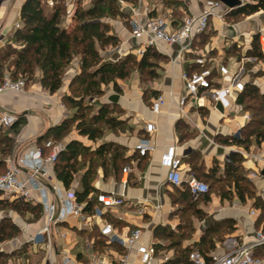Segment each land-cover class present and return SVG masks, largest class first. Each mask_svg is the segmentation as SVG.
<instances>
[{
	"label": "crops",
	"instance_id": "0c3cea01",
	"mask_svg": "<svg viewBox=\"0 0 264 264\" xmlns=\"http://www.w3.org/2000/svg\"><path fill=\"white\" fill-rule=\"evenodd\" d=\"M25 1L0 0V47L13 40L15 25L21 21L20 11ZM45 2L51 4L54 0H45ZM91 3L92 0H81V4L85 7L90 6ZM182 3L184 6L181 8L187 14L198 15L203 10V0H182ZM154 5L156 9L153 11V15L172 11L175 22L183 16L174 14L172 8L165 6L163 1H152L151 6ZM123 10L130 14L128 7H124ZM220 10L225 11V7ZM215 18L213 17L212 19ZM247 20L249 22H242L243 25L241 26L230 27L227 33L232 36L238 33L249 36V32H259L264 28V11L248 16ZM111 28L112 33L121 39L122 49L127 50L125 54L139 45L138 40L131 38L128 29V18L126 24L121 20L113 21ZM195 38L189 45L184 43L158 51L163 56V59L167 60V64L158 66L161 71L160 79L151 82V90H155L159 93L158 95L163 94L166 97L167 102L160 114L151 112L150 107L155 97L151 96L146 101L144 93L140 91L141 83L136 81L132 88H125L123 80L117 79L121 91L115 90L112 83L102 85L104 94L96 99L99 104L107 105L112 111L110 115L122 120L127 130L118 129L114 131L106 128L103 136L95 141L89 140L87 136H81L76 129L77 122L75 121H72L70 130L63 136L64 138L58 139L56 137L57 127L64 121L73 120L76 112V108L69 105L65 101V97L72 95L70 90L71 81L81 72L78 60H74L67 67L63 77V84L54 93H51L40 83L41 74L37 72L36 80L31 81L23 92H5L0 94L1 107L16 113L18 116L17 121L21 122L16 132L12 131L10 127L7 128L10 129L9 135L14 139V149L9 155L13 158L27 154L34 149L35 145L44 146L45 142L49 140L63 142L66 145L72 140H77L91 148L92 151L104 143H115L125 149L127 161L123 164L117 177L113 173L105 177L102 166L96 168L95 175L91 180V186L95 190L87 196L86 201L92 200L94 202L96 194L101 191H114L125 194L126 204L107 210L103 219H95L91 230L80 229L78 221L73 217H69L67 222L61 226L62 230L68 233L67 237L59 238L55 241L56 251L53 254L55 264H63L62 249L68 250L74 260L84 262L86 256L83 251L88 248V243H92L94 249L109 258H114L121 253L122 250L118 245L107 244L104 237L101 236L100 226L104 220L111 222L122 235L142 227L145 232L143 239L146 243L155 244L159 250L169 251L173 257L172 237L168 238L164 231L168 229L178 233V229L183 223L178 213L186 209L182 205L183 196L181 194L184 191V185L180 187L170 185L166 179L167 170L160 164L161 153L169 145H176L178 154L183 157V175L185 178L183 184H186L189 176L194 175L189 163L193 154L197 153L203 156L202 162L204 163L205 172L210 170V162L213 157L218 158L219 171L217 175L224 177L225 167L228 163L227 158L230 159L231 154L238 153L243 157L242 168L245 169L246 177L253 185L255 191V196H246L244 202L239 199L233 187L231 188V199L222 198L220 194L211 193H209L210 199L207 201L203 199L204 195H201L198 199L192 197L193 201H196V207L204 213V217L200 219L196 216H191L193 232L188 238L186 236L181 239L182 247L198 248L205 231L210 226L223 220L233 221L234 230L226 234L223 241L218 242L215 240V248L212 250L228 251L234 241H248L253 238L256 229H264L262 209L255 204L257 198L264 203V167L263 163L257 161L254 157L255 155L264 157V142L252 141L249 147L246 148L244 145L222 144L217 140L218 136L222 138L240 137L243 127L248 123L244 124L245 121L242 117L245 111L235 105L229 111L220 112L213 105H210L208 101L199 100L195 103L193 101L188 102L186 107L193 123L186 122L178 116L177 103L185 91L182 74L185 71L195 70L198 66L195 60L201 57L197 55L198 52L193 47ZM187 46L189 48L183 50ZM132 53L134 54L133 51ZM178 55H181V57L176 63H172V60ZM140 58L138 57V59ZM224 63L227 64V62ZM236 63L238 64V61ZM262 79L264 81V78L259 79L260 84ZM113 95L119 96L117 102L110 100ZM98 109L92 114H95ZM117 109L121 110V113H118ZM203 112L207 114L203 115ZM235 112H238V116L231 119L230 115H236ZM117 114L120 115L116 116ZM211 114H215L218 117L216 123L210 121ZM225 116L232 120L229 125L223 124ZM146 121H154L156 123L154 132L148 133L145 131ZM181 123L188 128L192 126L196 130L195 136L192 137L187 135L186 132H181ZM183 135L185 137L181 139ZM143 138L149 139L155 146V149L146 156H140L136 149V145ZM9 156L5 157V168ZM81 159L79 157V161ZM125 166L130 167L131 172L128 185L123 189L121 178L122 169ZM86 170V166L80 168L74 174L72 184L67 188L57 178L54 169L51 172L48 183L50 185H60L66 190H71L74 194L82 193L84 191L83 180ZM142 210L144 211L141 213ZM252 210L256 211L255 216L250 215ZM13 214L15 213L11 212L9 216H6L12 218ZM175 219L180 220V224L177 227L173 226ZM13 223L18 226L20 233L18 236L13 237L11 241L0 242V253L8 254L20 249L25 251L26 249L27 251L24 253L27 257L25 254L23 256L17 255L16 263L12 259H8L6 264H49L46 260L45 252L40 247H35L28 242V239L36 234L38 229L45 223L42 211L36 220L22 224L13 220ZM69 264L74 263L71 262Z\"/></svg>",
	"mask_w": 264,
	"mask_h": 264
},
{
	"label": "trees",
	"instance_id": "16d2710c",
	"mask_svg": "<svg viewBox=\"0 0 264 264\" xmlns=\"http://www.w3.org/2000/svg\"><path fill=\"white\" fill-rule=\"evenodd\" d=\"M124 1L132 4L137 2V0ZM162 1L169 8H175L177 5L184 6L180 0ZM58 2L52 6L51 10L48 9L45 0H26L23 3L20 11L21 27L15 29L11 42L0 47V83L3 81L5 73L8 72L13 79L25 78L28 85L31 81L36 80V73L40 72V83L51 93H54L61 88L67 67L74 60H78L81 72L71 81L72 95L65 97V101L76 108V112L73 120L64 121L57 127L56 137L61 139L65 136L70 130L72 121H75L77 122L78 133L95 141L103 136L106 128L114 131L124 129V122L118 117L111 116L112 111L105 104H100L95 114L86 113L87 109L90 108L85 105L86 98L96 99L102 96L104 94L103 84L112 83L115 90L121 91L117 79L124 80L129 76L130 63H133L141 72L155 77L158 59H163V56L155 49L147 48L138 60L126 58L117 63L103 62L100 48L103 49L106 45H118L119 43V37L110 31V25L104 19H114L116 16L124 18V20L128 18V13L121 9L119 0H92L88 7L83 6L81 0H77V6L70 18L71 21L66 26L62 25V2L61 0ZM260 11H264V0H245L242 6L228 10L224 17L235 18L239 16L243 18ZM259 35V32L253 34L251 46L247 49L246 56L264 61V54L259 44ZM240 60L241 55L237 56V61L240 62ZM195 69H200V67L197 66ZM260 76H264V70ZM151 92L153 97H157L159 94L155 90ZM144 98L146 99V92ZM237 104L243 111L251 113V120L243 127L240 137L222 138L218 136L217 140L222 144L244 145L246 148L252 141L264 142V91L258 85L247 82L245 90L238 95ZM20 124V121H16L10 129L16 132ZM9 130L5 133L0 127V167H3L2 172L5 170V157L9 156L14 148V139L9 135ZM184 137L183 135L181 139ZM124 150L122 146L115 143H104L92 151L91 148L81 142L72 140L59 156L55 166L56 176L68 188L74 180V174L86 166L87 170L83 180L84 191L76 193L79 201H86L87 196L95 190L91 186V180L95 175L96 168L102 166L105 177L111 173L117 177L123 164L127 161ZM197 156V153L193 154L189 163L192 172L198 179L199 176L210 178L214 180L215 184L227 181L243 202L246 200V196H255L253 185L246 174L241 171L243 157L240 154L230 155V162L226 164L224 177L217 175L218 163H215L208 172H205L203 162L195 163L194 160ZM79 157L82 158L81 161H79ZM183 185L184 191L181 194L183 202L187 204L185 206L186 211L191 212V216L202 219L204 213L196 207V201H191L193 196L188 185ZM214 185H211V188ZM211 188L209 186V193ZM231 188L226 191H221L222 188H220V196L231 199ZM209 193L203 196L205 201L210 199ZM86 202L88 209L94 205L92 200ZM255 204L262 209V216L264 217V203L257 198ZM0 206L9 207L10 210L19 213L30 212L35 218H38L41 213L40 207L18 200L0 199ZM224 222L228 224L229 228H232L231 231L234 230L233 221L224 220ZM191 225L182 223L178 233L168 229L164 231L168 238L172 237L171 246L174 248L173 257L164 264H190L188 253L191 248L182 247L181 239L185 237L186 229ZM220 225L221 222L210 226L203 234L198 246L203 253L206 254L215 248L216 238L214 236H216ZM19 233L20 229L9 217L4 216L0 219V242L16 237ZM20 250L9 256H23L24 252L27 251L26 249L25 251ZM2 256L4 253H0V257ZM6 262L5 260L1 264H6Z\"/></svg>",
	"mask_w": 264,
	"mask_h": 264
},
{
	"label": "built area",
	"instance_id": "2783aa9c",
	"mask_svg": "<svg viewBox=\"0 0 264 264\" xmlns=\"http://www.w3.org/2000/svg\"><path fill=\"white\" fill-rule=\"evenodd\" d=\"M67 5H72V0H65ZM151 0H137L135 4L119 0L121 9L128 7V29L132 39L138 40L139 45L132 50L137 57H142L147 48L161 51L174 45L189 43L198 35L204 33L213 17L223 19L224 13L220 9H229L220 0H203V10L200 14H186L177 22L172 11L151 15L156 9L151 6ZM73 14V13H72ZM70 14V15H72ZM22 22L16 23L20 28ZM259 44L264 54V28L259 31ZM189 46L183 48L188 49ZM181 55L172 60L176 63ZM206 58H197L196 64L200 69L185 71L182 79L185 83V91L180 96L178 116L186 122L193 123L186 107L188 102L195 103L206 100L210 105L217 108L220 104L223 111H229L236 107L238 95L245 90L248 81L245 76L244 61L238 66L230 68L222 60L206 66ZM254 84L262 87V83ZM27 86L25 78L13 79L8 72L5 73L0 83V94L5 92H23ZM166 97L158 95L152 102L150 110L154 114H160L166 104ZM241 108V107H240ZM242 109V108H241ZM245 123L251 120L249 112L242 115ZM18 119L16 113L8 111L0 105V127L9 128ZM144 129L148 133L156 130L154 121H146ZM63 142L47 141L44 146L35 145L34 149L27 154L13 158L9 156L6 168L0 172V199L8 201H22L33 206H40L44 215L45 223L36 234L28 239L35 247H40L46 255L49 264H55L53 254L56 251V239L67 237V232L61 226L69 217L78 221V227L83 230H91L95 219H103L107 210L126 204V196L114 191H101L94 198V205L88 209L86 201H79L76 194L69 189L58 185H50L48 179L54 171L60 154L66 149ZM47 149V151H45ZM140 156H146L155 146L149 139L143 138L136 145ZM255 159L263 163L262 155H255ZM229 162L230 159L227 158ZM160 164L167 170L166 179L172 186L180 187L184 183L183 157L178 154L176 145L167 146L161 153ZM131 169L128 166L122 169L121 185L125 189L128 185ZM186 184L194 198L209 193V185L198 179L195 175L187 178ZM51 195L53 196L51 198ZM159 207V206H157ZM144 210L141 211V213ZM251 216L256 215L252 210ZM180 224L175 219L173 226ZM144 229L138 227L129 233L122 235L114 225L104 220L100 226V234L109 245H118L122 252L114 258H109L94 249L92 243L83 251L86 256L84 262L72 258L68 250L62 249L63 264H164L171 258L169 251L157 249L155 244L146 243L143 239ZM190 264H264V229L255 230L254 236L248 241H234L228 251L211 250L203 253L198 248H191L188 253Z\"/></svg>",
	"mask_w": 264,
	"mask_h": 264
},
{
	"label": "rangeland",
	"instance_id": "374dc122",
	"mask_svg": "<svg viewBox=\"0 0 264 264\" xmlns=\"http://www.w3.org/2000/svg\"><path fill=\"white\" fill-rule=\"evenodd\" d=\"M58 1L60 0H54V2H52L51 4L46 3L47 7L49 10L52 9V6L59 3ZM151 1H155V0H151ZM162 1V0H160ZM182 1V0H180ZM245 1V0H243ZM62 2V7H63V21H62V25H67L71 20V16L70 14L74 13V10L77 6V0H72V5L68 6L65 0H61ZM172 8V7H171ZM172 10L174 11V14H178L180 16H184L187 13L184 12L183 8H181V6L177 5L175 8H172ZM124 11V10H123ZM224 13V15L227 13V11H221ZM177 15V16H178ZM129 16V14H128ZM248 17H243L240 18L235 17V18H227L224 17L222 20L220 18H215L212 19L210 21L209 27L206 30V32L203 35H200L199 37L195 38L194 42H193V47L194 50L198 52L197 55L206 58L207 62H206V66H211L215 60L217 61H224L227 62V65L230 68H235L238 66V64L236 63L237 61V56L241 55V60L240 61H244V67H245V76L247 77L249 82L255 83L256 81H260V78H264V76H260V73L263 72L264 70V61L262 60H256L255 57H251V56H246V52L247 49L251 46V38L253 36L252 32H249V36H245L242 33H238L236 35H229L228 29L230 27H238L243 25V23H247L249 22ZM116 20H121L123 21L124 24H126L127 19L124 20V18L121 17H115L114 19L112 18H105L104 21H107V23H109L110 25V31L112 32V28L111 25L113 23V21ZM257 33V32H256ZM6 44V43H5ZM122 43H121V39L119 38V43L118 45H106L105 47H103V49L100 48V55L103 59V62H107V63H113V62H119L123 59H130V60H134L135 58L138 60V57H136L134 54H132V50L130 49V51L125 54L127 52V50L122 49ZM211 59V60H210ZM158 66H162V64H167V60L165 59H158ZM161 63V64H160ZM239 63V62H238ZM129 66L131 67V71L129 76L123 80L124 82V86L125 88H132V86H134L136 84V81L141 83V87H140V91L142 93L146 92V101H148L150 99V97L152 96V90H151V82L153 80H157L160 79L161 76V71H160V67L155 69V77H151L149 75H147L146 73L141 72L140 70H138V68L133 65V63H130ZM264 82L263 79L261 80V83ZM260 89H264V83L262 85V87H260ZM264 91V90H263ZM123 92V91H122ZM85 105H88L90 108L87 109L86 113L92 115V113H94L98 107H99V101L95 98H86L85 100ZM121 110L117 109L118 113ZM203 115L207 114L205 112L202 113ZM236 115L231 114L230 118L233 119V117H237L238 116V112H235ZM120 114H117L116 116H118ZM251 115V113H250ZM217 116L215 114H211L210 116V121H212V123H216L217 120ZM229 117L226 118L225 116V120L223 121V124H228L230 122H232V120ZM235 119V118H234ZM123 128V127H122ZM124 129H126V126H124ZM9 129L2 127V131L3 132H7ZM127 130V129H126ZM180 131L181 132H186L188 133L187 135L189 136H195L196 134V130L194 128H192V126H189V128L186 127V125H184L183 123L180 124ZM64 138V137H62ZM61 138V139H62ZM14 149V148H13ZM1 157V154H0ZM202 155H198L197 158L194 160L195 163L199 164L200 162H202ZM215 163H219L218 158L213 157L212 161L210 162L211 166L215 165ZM125 164V163H124ZM2 168L0 167V172H2ZM5 169V168H4ZM242 173L246 174L245 169H241ZM201 181L206 182L210 188L211 185H214L215 182L214 180L210 179V178H205V177H201L199 176ZM60 186V185H59ZM222 186V187H221ZM61 187V186H60ZM232 185L229 184L227 181L215 184L213 188H211L210 193L211 194H219L220 193V188L221 191H226L229 188H231ZM196 199V198H195ZM198 199V197H197ZM191 201H193V199H191ZM182 205L185 207L187 204H185L184 202L182 203ZM186 209V208H185ZM181 211V210H180ZM185 211V212H184ZM182 212H179L178 214L180 215L182 222L186 223L187 225H191L192 224V218H191V212H188L186 210H184ZM13 212L15 215L13 214L10 218L11 221H17L18 223H27L33 220H36L37 218H35V216L30 213V212H23V213H19L13 210H10L9 207H3L0 206V219L3 216L6 215H10V213ZM228 224L224 222V220L221 222L220 228L218 229V232L216 234V236H214L216 238V241L220 242L223 241L226 234H228L232 228H227ZM230 229V230H229ZM193 232V226L191 225L190 227H188L186 229V234L185 237L190 236ZM13 239L9 238L7 241H11ZM14 253V252H12ZM12 253H8V254H4V256L0 257V264L3 261H7L8 259H12L15 263L17 261V255L15 256H9ZM40 254V253H37ZM11 257V258H9Z\"/></svg>",
	"mask_w": 264,
	"mask_h": 264
},
{
	"label": "water",
	"instance_id": "95a60500",
	"mask_svg": "<svg viewBox=\"0 0 264 264\" xmlns=\"http://www.w3.org/2000/svg\"><path fill=\"white\" fill-rule=\"evenodd\" d=\"M229 10H233L235 8H238L240 6H242L244 4L243 0H220ZM119 99L118 95H113L110 100H112L113 102H117ZM217 109L220 112H223V108L221 107V105L219 104L217 106Z\"/></svg>",
	"mask_w": 264,
	"mask_h": 264
}]
</instances>
